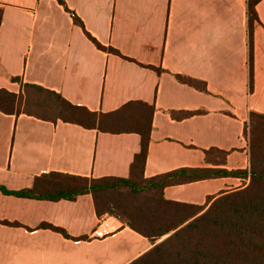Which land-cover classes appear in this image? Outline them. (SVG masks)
I'll return each instance as SVG.
<instances>
[{
	"label": "crops",
	"instance_id": "crops-1",
	"mask_svg": "<svg viewBox=\"0 0 264 264\" xmlns=\"http://www.w3.org/2000/svg\"><path fill=\"white\" fill-rule=\"evenodd\" d=\"M64 1L94 37L122 55L99 49L58 0H0V88L19 93L23 83H35L102 112L132 100L154 105L145 177L181 167H250L245 126L251 111L264 114V0L254 28L253 90L247 0ZM17 76L20 81L12 79ZM211 148L218 150L207 156ZM140 149L137 132L0 110V185L10 190L31 187L36 176L52 171L128 177ZM223 152L224 162L216 161ZM248 181L212 177L163 192L169 200L201 205ZM107 216L97 214L89 193L48 200L0 190V264H129L153 247L114 216L108 220L115 231L98 236Z\"/></svg>",
	"mask_w": 264,
	"mask_h": 264
},
{
	"label": "trees",
	"instance_id": "trees-1",
	"mask_svg": "<svg viewBox=\"0 0 264 264\" xmlns=\"http://www.w3.org/2000/svg\"><path fill=\"white\" fill-rule=\"evenodd\" d=\"M70 12L90 40L101 50L122 55L101 43L87 29L83 20L64 0H58ZM260 0H247L250 90L254 82V28L261 23L257 5ZM1 24V14H0ZM157 71L162 69L151 66ZM178 79L206 90L191 77ZM20 81V77H12ZM0 110L5 113H26L41 119L76 123L86 128L120 133L137 132L141 149L136 154L128 177H90L52 171L36 176L31 187L10 190L0 185L6 194L36 199L75 200L82 194H92L99 216L117 217L153 242V247L129 264H264V114L251 111L245 126L250 143L248 169L181 167L153 177L144 176L155 106L132 100L120 108L102 112L72 103L60 92L35 83H23L19 93L0 88ZM186 112V115H190ZM205 150L209 156L213 151ZM222 162L225 160V153ZM262 166V167H261ZM233 176L248 179L243 186L209 195L204 204L169 200L163 189L171 184L199 179ZM129 190L133 199L141 192H151L144 201L127 205L118 196ZM72 236L62 227L42 224ZM165 236V237H164ZM164 237V238H163Z\"/></svg>",
	"mask_w": 264,
	"mask_h": 264
},
{
	"label": "rangeland",
	"instance_id": "rangeland-1",
	"mask_svg": "<svg viewBox=\"0 0 264 264\" xmlns=\"http://www.w3.org/2000/svg\"><path fill=\"white\" fill-rule=\"evenodd\" d=\"M258 123H260V124H264V122L261 120V119H258V121H257ZM262 127H263V129H264V125H261ZM214 153V152H213ZM214 157V159L216 160V161H221L222 159V155L220 154V153H217L215 156H213ZM216 157H219V158H216ZM262 167V166H261ZM150 194H152L151 192H144L143 191V193L141 192V194L139 193L138 195H137V198L138 199H133L132 197V195L130 194V192H129V190H127V189H125V190H123V192H121L118 196L120 197V199L121 200H127V205H130V204H134V203H137V202H142V201H144L146 198V196H148V195H150ZM108 215V217H110V216H112V215H109V214H107Z\"/></svg>",
	"mask_w": 264,
	"mask_h": 264
},
{
	"label": "built area",
	"instance_id": "built-area-1",
	"mask_svg": "<svg viewBox=\"0 0 264 264\" xmlns=\"http://www.w3.org/2000/svg\"><path fill=\"white\" fill-rule=\"evenodd\" d=\"M115 231V229L112 228L109 220H108V216L106 218H103L100 220L98 227H97V234L98 236H105V235H109L111 233H113Z\"/></svg>",
	"mask_w": 264,
	"mask_h": 264
}]
</instances>
